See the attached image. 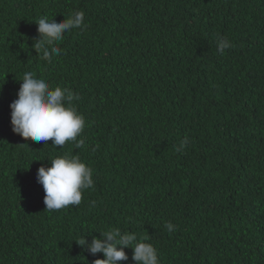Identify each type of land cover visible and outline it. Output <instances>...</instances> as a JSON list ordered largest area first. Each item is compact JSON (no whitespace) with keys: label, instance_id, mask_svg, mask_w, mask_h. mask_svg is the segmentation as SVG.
Masks as SVG:
<instances>
[{"label":"trees","instance_id":"16d2710c","mask_svg":"<svg viewBox=\"0 0 264 264\" xmlns=\"http://www.w3.org/2000/svg\"><path fill=\"white\" fill-rule=\"evenodd\" d=\"M75 11L83 24L42 60L35 22ZM29 71L79 95L83 145L12 132ZM0 84V264H92L103 254L73 240L111 227L160 264H264V0H0ZM65 154L94 187L49 211L37 169Z\"/></svg>","mask_w":264,"mask_h":264},{"label":"clouds","instance_id":"9594fccd","mask_svg":"<svg viewBox=\"0 0 264 264\" xmlns=\"http://www.w3.org/2000/svg\"><path fill=\"white\" fill-rule=\"evenodd\" d=\"M83 12L75 11L68 19L57 22L54 17L39 18L38 38L32 47L44 61H51L54 55L62 54L57 42L63 34L83 24ZM233 45L226 38L217 41V51L221 54ZM17 99L12 101L10 108V124L13 133L24 139L31 138L35 142L52 140V145L63 147L66 142L77 141L85 127V118L78 113L73 101L79 95L70 89L56 86L55 88L42 78L29 71L22 75ZM2 85V84H0ZM189 140L185 137L177 151H182ZM83 145L81 139L77 141ZM50 167L43 165L37 169L36 179L44 190L43 203L47 210L56 211L68 206H78L82 201L83 190L94 187L93 170L83 163L78 155H59L47 158ZM40 161V160H34ZM168 231L174 230L171 222H166ZM100 238L93 236L90 241L82 235L78 241L83 251L95 256L103 254V259H95L92 264H118L127 261L125 248L132 249L131 259L135 264H160L157 250L150 243L137 238L135 233H126L118 227L95 231Z\"/></svg>","mask_w":264,"mask_h":264}]
</instances>
